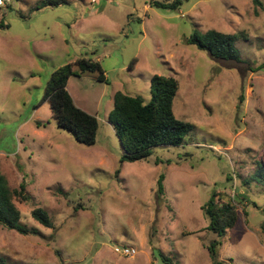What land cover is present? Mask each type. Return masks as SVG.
<instances>
[{"label": "rangeland", "instance_id": "rangeland-1", "mask_svg": "<svg viewBox=\"0 0 264 264\" xmlns=\"http://www.w3.org/2000/svg\"><path fill=\"white\" fill-rule=\"evenodd\" d=\"M45 1L0 8V174L12 192L24 186L12 201L38 233L0 224V264H164L161 254L172 264H213L207 246L217 237L202 206L213 189L236 196L264 162V0H189L176 11L149 0L42 8ZM208 30L241 35L243 63L214 61L187 44ZM83 58L106 76L99 82L78 72L67 86L76 106L99 121L91 147L60 130L42 103L51 75ZM154 75L178 80L174 113L193 131L180 148L121 164L115 94L149 102ZM239 194V223L222 239L218 260L264 264V187ZM37 208L54 229L33 219ZM125 249L136 254L126 257Z\"/></svg>", "mask_w": 264, "mask_h": 264}, {"label": "trees", "instance_id": "trees-1", "mask_svg": "<svg viewBox=\"0 0 264 264\" xmlns=\"http://www.w3.org/2000/svg\"><path fill=\"white\" fill-rule=\"evenodd\" d=\"M65 1L46 0L42 8L58 7ZM187 1L189 0H149V5L151 8L176 11ZM254 1L262 5L259 0ZM240 38L239 34L231 35L216 30L196 31L187 39V44L208 53L214 61L241 64L243 59L236 46ZM78 72L98 74L99 82L106 80L105 71L99 62L93 59H80L75 64L57 69L51 75L42 103H49L52 117L60 130L70 134L80 145L91 147L97 141L99 121L78 108L67 90L70 78ZM179 89L177 79L154 75L151 79L152 98L149 102L122 92L115 94L112 123L123 150L121 164L147 161L157 148H180L186 144L193 131V125L178 119L174 113V103ZM163 181L164 175H161L158 180L159 195L164 193ZM251 184L264 187V162L255 163L253 172L242 180L236 196L231 197L213 189L209 200L202 206L203 215L209 223L207 230L217 237L207 246L213 264H224L218 260V252L223 245L222 239L239 223L236 203L240 198L244 199L239 191ZM21 188L20 192L16 190L12 192L0 174V224L24 236L35 235L38 233L29 231L22 224L21 213L12 201L13 193L16 195L23 193L25 188L23 185ZM32 217L43 227L55 228L48 213L41 208L33 210ZM161 258L164 264H172L163 254Z\"/></svg>", "mask_w": 264, "mask_h": 264}, {"label": "built area", "instance_id": "built-area-1", "mask_svg": "<svg viewBox=\"0 0 264 264\" xmlns=\"http://www.w3.org/2000/svg\"><path fill=\"white\" fill-rule=\"evenodd\" d=\"M11 3H12V0H0V8L1 7H6L9 4H11ZM135 254H136L135 249H125L124 250V255L126 257H128V256H134Z\"/></svg>", "mask_w": 264, "mask_h": 264}]
</instances>
